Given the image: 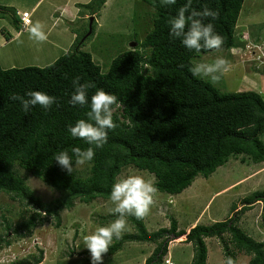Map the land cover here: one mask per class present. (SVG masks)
Wrapping results in <instances>:
<instances>
[{"label": "trees", "instance_id": "trees-1", "mask_svg": "<svg viewBox=\"0 0 264 264\" xmlns=\"http://www.w3.org/2000/svg\"><path fill=\"white\" fill-rule=\"evenodd\" d=\"M105 1L94 0L89 4L91 10L97 11ZM141 2L149 22L143 38L135 39L136 47L116 56L106 70L89 53L78 49L43 68L0 67V194L19 198L26 206L36 203L37 208L56 221L57 228L60 213L72 209L76 201L90 204L97 199L110 200L112 185L128 166L154 175L152 184L157 191L178 195L197 177L208 178L230 157L245 155L255 164L264 163V98L258 92L223 93L188 70L197 56L237 47L240 39L235 29L244 0H192L197 11L207 5L218 12L217 19L204 23H213L215 32L223 38L220 49L200 52L187 50L179 39L173 40L169 35V20L187 0H176L171 6H162L160 0ZM6 12L12 9L0 6V19ZM11 21L20 25L19 14L15 13ZM246 45L242 41L238 47L245 49ZM75 77H80L81 84L91 85L87 90L89 103L91 96L102 89L115 95L119 106H113L117 127L108 131L103 148L95 150L86 173L78 172L74 166L69 175L54 156L61 151L72 156L73 147L89 146L68 132V126L87 119L85 114L90 110L88 105L69 103ZM29 91L54 96L57 103L47 112L39 106L24 112L19 101L9 99L13 94L27 98ZM20 171L48 185L60 197L42 203L33 196ZM256 201L262 202L260 220L264 226V191H261L243 199L242 208L232 218L191 228L185 240L193 247L191 264H206L207 238L221 241L225 258L231 257L233 264L237 252L251 257L247 264H264V241L256 242L237 226L240 215ZM236 208L232 207V211ZM47 219L35 213L22 225L15 226L13 233L17 238L27 237ZM126 220L134 227V234L114 239L104 256L114 255L125 243L146 242L157 246L145 264H160L167 254L169 238L185 234L177 230L174 220L169 228L153 233L147 232L143 219L128 216ZM9 228L6 224L5 229ZM8 237V234L0 237V249L10 246ZM41 262L42 252L33 262L20 260L9 264Z\"/></svg>", "mask_w": 264, "mask_h": 264}, {"label": "rangeland", "instance_id": "rangeland-1", "mask_svg": "<svg viewBox=\"0 0 264 264\" xmlns=\"http://www.w3.org/2000/svg\"><path fill=\"white\" fill-rule=\"evenodd\" d=\"M93 1L0 0V6L12 9L0 19V36L4 42L0 46V67L43 68L63 56L65 49L69 52L78 49L89 53L102 70L108 69L116 56L136 47L135 41L143 38L149 22L144 17L141 0H106L97 11L91 10L89 4ZM24 11L30 13L31 24L39 21L44 25L48 38L43 44L36 45L29 40L28 32L21 25L12 23L14 14ZM235 35L240 39L237 47L197 56L193 63H211L217 57H224L230 62L231 71L217 84L204 80L223 93L258 92L264 98V56H255L254 51L259 54L256 49L242 50L238 47L245 41L242 36L245 39L249 36L252 42L257 40V44L264 43V0H244ZM75 169L85 174L88 164L77 165ZM20 175L25 178L33 196L42 203L48 204L60 197L58 192L30 174L20 171ZM129 175H139L150 183L155 182L154 175L131 166L122 170L117 181ZM261 191H264V163L255 164L245 155L230 157L208 178L197 177L190 187L178 195L157 191L150 212L143 219L147 232L169 228L172 220L176 221L178 231L185 232L179 238H169L167 254L160 264L168 261L172 264H191L193 247L191 243H185L189 230L196 225L209 226L232 218L242 208L243 199ZM25 203L19 198L11 199L9 195L0 194V237L8 234L11 242L10 246L0 249V264L20 260L33 262L40 252V264H91L83 237L98 227L108 226L114 220L108 217L112 215L109 209L113 207L110 200L97 199L90 204L76 201L72 209L60 213L58 228L55 226L56 221L37 208L36 203L28 206ZM252 205L250 210L240 215L237 226L256 242H261L264 241V226L260 220L262 202L256 201ZM234 206L237 208L232 211ZM35 213H41L49 219L37 225L29 236L15 237L14 227L22 225ZM6 224L10 225L9 230L5 229ZM134 232V227L127 221L123 235ZM205 243L206 264H225L221 241L207 238ZM156 246L146 242L125 243L114 255L104 256L103 264H145ZM250 258L245 253L237 252L234 264H247Z\"/></svg>", "mask_w": 264, "mask_h": 264}, {"label": "clouds", "instance_id": "clouds-1", "mask_svg": "<svg viewBox=\"0 0 264 264\" xmlns=\"http://www.w3.org/2000/svg\"><path fill=\"white\" fill-rule=\"evenodd\" d=\"M160 4L171 6L176 4V0H160ZM218 15V12L207 5L203 6L202 11H197L192 7V0H187V3L179 8L177 15L169 20V35L173 40L179 39L189 51L218 50L223 45L222 36L215 32L213 23H204L205 20L217 19ZM24 30H27L29 40L36 45L47 41L44 25L39 21ZM242 39L247 44L250 41L249 36L247 39L242 36ZM64 51L65 55L69 54L68 49ZM188 70L196 78L208 79L212 84H217L231 71V65L226 58L217 57L211 63H194ZM72 84L74 92L71 94L69 103L80 107L88 105L90 110L85 114L87 119H79L75 125H69L68 132L72 138L83 140L89 146L85 149L73 147L72 156L67 151H61L54 156L53 159L60 168L69 175L72 174L74 166H83L92 162L96 154L95 150L102 149L107 143L108 131L115 130L117 127L113 120V106H119L117 97L102 89L91 96L89 103L87 90L91 85L81 84L80 77H75ZM26 97L13 94L9 99L19 101L24 112H28L35 106L47 112L54 103H57L54 96L41 91H29ZM156 192L157 188L139 175H129L112 185L109 198L113 207L109 211L116 218L108 226L98 227L94 232L83 237V244L90 254L91 264H103V257L108 253L113 240L121 239L127 229L126 217L132 216L142 220L149 214ZM166 264L172 263L168 261ZM225 264H233L232 258H227Z\"/></svg>", "mask_w": 264, "mask_h": 264}, {"label": "built area", "instance_id": "built-area-1", "mask_svg": "<svg viewBox=\"0 0 264 264\" xmlns=\"http://www.w3.org/2000/svg\"><path fill=\"white\" fill-rule=\"evenodd\" d=\"M20 25H21V28L22 29H26L29 24H30V13L28 12H23L21 13L20 15ZM245 49L247 50H258L259 54H255V51H254V55L255 56H264V43H260V44H256V45H253V44H247ZM253 54V53H252Z\"/></svg>", "mask_w": 264, "mask_h": 264}, {"label": "crops", "instance_id": "crops-1", "mask_svg": "<svg viewBox=\"0 0 264 264\" xmlns=\"http://www.w3.org/2000/svg\"><path fill=\"white\" fill-rule=\"evenodd\" d=\"M37 4H38V1L35 3V5H34V7H33V10L35 9V7H36ZM24 12H26V11H24ZM30 25H31V23H30ZM30 25H29V26H30ZM26 31H27V30H26ZM1 39H2V37L0 36V46L4 44V42H2Z\"/></svg>", "mask_w": 264, "mask_h": 264}, {"label": "water", "instance_id": "water-1", "mask_svg": "<svg viewBox=\"0 0 264 264\" xmlns=\"http://www.w3.org/2000/svg\"><path fill=\"white\" fill-rule=\"evenodd\" d=\"M90 21H92V19H90ZM135 44V43H134ZM136 45V44H135Z\"/></svg>", "mask_w": 264, "mask_h": 264}]
</instances>
